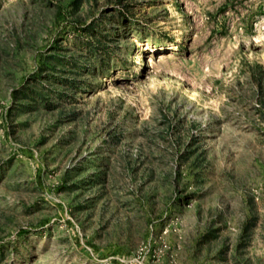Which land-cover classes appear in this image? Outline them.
<instances>
[{
    "label": "rangeland",
    "instance_id": "obj_1",
    "mask_svg": "<svg viewBox=\"0 0 264 264\" xmlns=\"http://www.w3.org/2000/svg\"><path fill=\"white\" fill-rule=\"evenodd\" d=\"M0 264H264V0H0Z\"/></svg>",
    "mask_w": 264,
    "mask_h": 264
}]
</instances>
